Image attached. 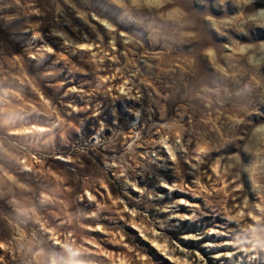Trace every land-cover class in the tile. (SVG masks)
Masks as SVG:
<instances>
[{"label": "rangeland", "instance_id": "374dc122", "mask_svg": "<svg viewBox=\"0 0 264 264\" xmlns=\"http://www.w3.org/2000/svg\"><path fill=\"white\" fill-rule=\"evenodd\" d=\"M264 0H0V264H264Z\"/></svg>", "mask_w": 264, "mask_h": 264}, {"label": "clouds", "instance_id": "9594fccd", "mask_svg": "<svg viewBox=\"0 0 264 264\" xmlns=\"http://www.w3.org/2000/svg\"><path fill=\"white\" fill-rule=\"evenodd\" d=\"M258 131H260V132H264V126L260 127V128L258 129Z\"/></svg>", "mask_w": 264, "mask_h": 264}]
</instances>
